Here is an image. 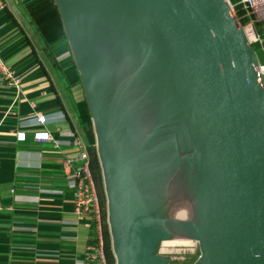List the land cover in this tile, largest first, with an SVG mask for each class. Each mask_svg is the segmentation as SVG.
<instances>
[{
  "label": "water",
  "instance_id": "95a60500",
  "mask_svg": "<svg viewBox=\"0 0 264 264\" xmlns=\"http://www.w3.org/2000/svg\"><path fill=\"white\" fill-rule=\"evenodd\" d=\"M109 1L118 14L125 10L136 21L135 34L171 114L185 117L196 146L200 228L190 229L200 240L194 264H264V82L255 72L252 46L228 1ZM54 2L68 31L96 129L115 264H159L147 250L148 222L119 142H108V160L103 155L110 128L95 101L89 67L95 58L80 38L89 63H79V43L69 35L71 30L79 38L81 18L75 7L83 1Z\"/></svg>",
  "mask_w": 264,
  "mask_h": 264
},
{
  "label": "crops",
  "instance_id": "0c3cea01",
  "mask_svg": "<svg viewBox=\"0 0 264 264\" xmlns=\"http://www.w3.org/2000/svg\"><path fill=\"white\" fill-rule=\"evenodd\" d=\"M3 2L0 57L20 91L13 98L0 85V264H97L86 256L94 219L74 213L63 166L88 154L94 133L60 14L53 0ZM36 112L57 118L36 123ZM36 131L53 140L33 139Z\"/></svg>",
  "mask_w": 264,
  "mask_h": 264
},
{
  "label": "bare ground",
  "instance_id": "6f19581e",
  "mask_svg": "<svg viewBox=\"0 0 264 264\" xmlns=\"http://www.w3.org/2000/svg\"><path fill=\"white\" fill-rule=\"evenodd\" d=\"M81 1L83 4L78 2L75 7L81 18L79 38L75 32L70 30V33L75 45L79 43V63H89L83 58L80 38L85 39L96 60V64L89 66H92L95 101L99 111L105 114L110 128L108 138L104 137L103 155L108 160V142H119L134 185L133 190L137 192L138 204L142 208L144 202L137 171V154L151 151L146 155L145 164L158 163V166L163 167L162 172L155 176L158 185L154 186L153 205H158L167 214L165 216L170 217L171 228L176 226L175 230L181 227L183 231H189L191 225L199 232L196 146L194 143L193 148L188 150L187 146L180 144L182 153L177 160L170 166L162 163V158L166 156L162 146L170 142L169 135L173 133L164 131L165 114L170 106L150 67L144 45L135 34L136 21L125 10H122L121 15L118 14V8H114L109 0H94L93 3ZM180 119H184L182 114ZM182 232H179L180 235Z\"/></svg>",
  "mask_w": 264,
  "mask_h": 264
},
{
  "label": "rangeland",
  "instance_id": "374dc122",
  "mask_svg": "<svg viewBox=\"0 0 264 264\" xmlns=\"http://www.w3.org/2000/svg\"><path fill=\"white\" fill-rule=\"evenodd\" d=\"M61 25H63L64 36L66 40L68 41V45H69L70 40L68 36V31L64 27L62 20H61ZM69 35L72 38V34L70 33V30H69ZM69 48H70V53H74L71 43L69 45ZM254 51H255L257 60L263 61L262 53L259 50V48L255 47ZM94 63L96 64L95 59H94ZM159 86L161 89L160 84ZM171 113L172 111L170 108L166 111L165 119H164L165 127H166L164 128V131L166 132L169 131L170 134L173 132L172 136L169 135V140L171 143L168 142L167 144H164V146H162L163 153L164 152L166 153V156L162 158L163 160L162 163L164 164L166 163L168 166H170L171 164L175 162V160H177V158L180 155V152L182 153L180 144L187 146L188 150H190L189 148H193L194 146V141H192L190 130L187 126L185 117L183 120H181L180 112H178V114L174 113L176 115L171 114ZM92 128H93L94 135H93V140L91 141V144L89 145V151H88L89 162L91 164V172L93 175L94 183L96 186V191L98 194L100 215L103 219V226H102L103 232L104 233L106 232L105 237L107 235L106 241H108V243L106 244V249H107L108 260L110 264H115L114 255H113L112 248L110 245L109 231H108V226H107V221H106V215H107L106 188L107 186L105 182L103 165H102L100 155H99V148L97 146L96 129L94 127L93 122H92ZM148 153H151V151H149ZM148 153H146L145 151H142L141 155L139 152L137 154L139 158V161H138L139 165L137 166V171L139 172V178L141 180L140 182L141 187L143 188V189L141 188V191L143 194V202H144L142 204V209L144 211L146 220L148 222V225H147L148 238L146 240V246H147L148 253L151 255H154L157 258L156 260L159 261V264H194L195 259L199 255V239H197V237H195L194 235H192V233H190L191 232L190 228H189V231L188 230L183 231L181 227H179L178 228L179 231H178L174 229L176 226H173L172 228L174 230H171L172 225L170 222V217L165 216L167 215L166 213H164L165 211L161 210L158 205L155 206L152 203L153 196L155 193L154 186L158 185V183L156 182L155 176H158L160 171L162 172L163 167L158 166L159 165L158 163L156 165H154L155 163H153V165L145 164L146 155ZM158 154L160 155L161 153H158ZM166 164L165 166H167ZM147 199H149V202L147 201ZM162 213H164V215ZM165 226H166V230H165ZM167 226L170 228L168 229ZM179 232L180 233L182 232V234L186 232L185 235L187 236L181 234L182 235L181 237Z\"/></svg>",
  "mask_w": 264,
  "mask_h": 264
},
{
  "label": "built area",
  "instance_id": "2783aa9c",
  "mask_svg": "<svg viewBox=\"0 0 264 264\" xmlns=\"http://www.w3.org/2000/svg\"><path fill=\"white\" fill-rule=\"evenodd\" d=\"M230 12L237 24L242 28L247 41L252 46L256 64L255 72L259 79L264 82V0H227ZM4 8L3 0H0V10ZM258 47L262 53L263 61H258L254 48ZM19 78L11 66L5 64L0 57V85H8L14 89L15 98L20 91ZM62 117V115H58ZM36 123H45L47 120L57 118L52 113L43 114L36 112L32 115ZM35 140H53L52 135L47 131H36L32 134ZM17 139H23L22 131L16 132ZM64 169L67 177V184L72 188L73 211L83 217L90 213L94 219L93 236L86 243V256L88 261L97 264H108L106 259L105 245L102 236V217L98 194L94 183L89 163V155L86 150H81L74 158L64 160Z\"/></svg>",
  "mask_w": 264,
  "mask_h": 264
},
{
  "label": "trees",
  "instance_id": "16d2710c",
  "mask_svg": "<svg viewBox=\"0 0 264 264\" xmlns=\"http://www.w3.org/2000/svg\"><path fill=\"white\" fill-rule=\"evenodd\" d=\"M90 168H91V164H90ZM102 226H103V219H102ZM105 234H106V232L105 233L103 232V227H102V236H103V241H104V245H105L106 259H107V263L110 264L109 260H108V256H107V249H106V244L108 243V241H106L107 235L105 237Z\"/></svg>",
  "mask_w": 264,
  "mask_h": 264
}]
</instances>
